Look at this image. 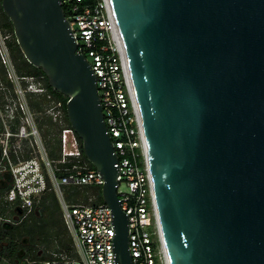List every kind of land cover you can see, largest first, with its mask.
Wrapping results in <instances>:
<instances>
[{
    "label": "water",
    "instance_id": "1",
    "mask_svg": "<svg viewBox=\"0 0 264 264\" xmlns=\"http://www.w3.org/2000/svg\"><path fill=\"white\" fill-rule=\"evenodd\" d=\"M139 111L168 264H264V0H107ZM61 0H1L25 60L64 96L132 264L117 159Z\"/></svg>",
    "mask_w": 264,
    "mask_h": 264
},
{
    "label": "built area",
    "instance_id": "2",
    "mask_svg": "<svg viewBox=\"0 0 264 264\" xmlns=\"http://www.w3.org/2000/svg\"><path fill=\"white\" fill-rule=\"evenodd\" d=\"M80 3L71 4V14L65 18L77 44L76 53L85 57L96 77L103 120L117 159L116 195L128 217L132 264H168L157 224L141 119L110 6L107 0H97L92 7L80 8ZM10 39L0 28V64L12 84L11 95L0 82V183L6 185L1 197L16 213L28 215L47 192H53L77 254L70 260L35 263L23 258L14 264H118L110 208L105 203L93 204L91 197L87 203L70 204L62 190L64 186L101 188L104 181L83 163L77 135L70 126H63L62 103L47 94L50 106L45 113L61 126L60 159L49 160L36 115L26 100L28 93L44 95L46 90L39 78L16 74ZM27 152L30 157L24 158ZM121 185L127 191H120Z\"/></svg>",
    "mask_w": 264,
    "mask_h": 264
},
{
    "label": "trees",
    "instance_id": "3",
    "mask_svg": "<svg viewBox=\"0 0 264 264\" xmlns=\"http://www.w3.org/2000/svg\"><path fill=\"white\" fill-rule=\"evenodd\" d=\"M61 4L65 17H69L71 12V4L76 0H63ZM97 0H81L79 7H92ZM0 28L2 31L11 35L8 43L11 60L13 62L16 74L20 77H35L42 81L46 90L44 95H35L28 93L26 100L30 110L36 115V123L38 130L41 134L42 141L49 160L57 161L60 159V145L58 134L61 126L52 120V117L46 115L45 110L50 106V100L47 98L49 94L52 99L62 103L63 112V126L69 127L66 116V101L67 99L53 91L47 82L45 75L40 69L34 68L30 65L22 55L16 40L13 35V27L4 14L1 7L0 0ZM0 82L6 85L7 91L12 95V84L6 80L5 71L0 64ZM3 94L0 92V99ZM79 141V148L82 153V161L89 168L94 169L93 166L86 160L81 141ZM29 152V150H28ZM28 152L24 158H29ZM63 167L62 165H59ZM58 173V177H60ZM6 187L1 192L3 196ZM64 199L70 204L87 203L91 197L93 204H102L101 188L98 186H85V187H69L62 188ZM0 196V216H13L16 211L9 204L5 203ZM17 226L8 232L6 226L0 225V243L8 241L12 246L9 249L0 251V264H6L1 258L7 259L8 263L14 264L20 262L23 258L39 263L44 260L50 261H63L77 258L74 248L73 240L69 234L60 210V205L55 194L51 191L47 192L37 204L33 211ZM23 240L29 243L28 247H24L21 243Z\"/></svg>",
    "mask_w": 264,
    "mask_h": 264
},
{
    "label": "flooded vegetation",
    "instance_id": "4",
    "mask_svg": "<svg viewBox=\"0 0 264 264\" xmlns=\"http://www.w3.org/2000/svg\"><path fill=\"white\" fill-rule=\"evenodd\" d=\"M6 187L5 184H3L2 182L0 183V196H1V192L3 191V189ZM27 216L24 215L22 212H18L15 213L13 216H4L1 217L0 216V225H4L7 227V231L10 232L14 226L19 225L20 223L23 222V220L26 218ZM24 247H28L29 243L24 242L23 240H21V243ZM12 246L10 245V243L6 240V241H2L0 243V251H3L4 249H9ZM4 262H7L8 260L5 258H1Z\"/></svg>",
    "mask_w": 264,
    "mask_h": 264
},
{
    "label": "rangeland",
    "instance_id": "5",
    "mask_svg": "<svg viewBox=\"0 0 264 264\" xmlns=\"http://www.w3.org/2000/svg\"><path fill=\"white\" fill-rule=\"evenodd\" d=\"M120 191H127L126 187L124 185H121L120 187ZM57 198V197H56ZM58 200V199H57ZM58 204H60L59 200H58Z\"/></svg>",
    "mask_w": 264,
    "mask_h": 264
}]
</instances>
